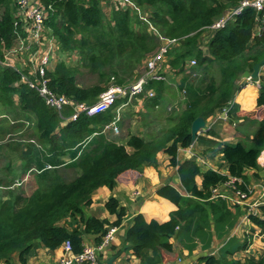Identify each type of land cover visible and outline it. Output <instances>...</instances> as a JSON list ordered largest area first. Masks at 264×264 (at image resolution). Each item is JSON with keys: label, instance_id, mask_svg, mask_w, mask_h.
<instances>
[{"label": "trees", "instance_id": "16d2710c", "mask_svg": "<svg viewBox=\"0 0 264 264\" xmlns=\"http://www.w3.org/2000/svg\"><path fill=\"white\" fill-rule=\"evenodd\" d=\"M102 1L42 0L45 6H52L46 25L56 39L57 47L74 57L73 62L67 64L63 61L47 72L49 86L59 94L88 105L96 103L99 95L107 89L111 76H117L108 72L109 67L124 63L126 70H134L159 46L158 38L143 29L142 22L131 11H118L115 7L103 9ZM134 1L150 13V22L161 35L178 39L165 54V64L168 58L170 60L164 66L170 63L172 66L170 73L165 75L166 80L150 81L145 89L155 92L158 99L155 102L159 104L156 110L159 111L163 93L170 86L175 87L180 93L188 94L185 110L175 125L150 140L131 135L125 144H117L106 140L101 130L113 120L114 110L127 99L117 101L108 113L94 117L81 115L77 121L61 127L60 117L45 104L37 91L24 84L17 85L25 72L0 64V141L17 129H23L22 133L30 127H34L38 139V142L28 141L19 159H13L8 166L12 168L20 163L23 178L31 173L36 176L37 188L30 197L25 199L22 194L15 193L17 178L10 182L0 180V190H5L0 196V263L11 262L16 254L25 263L37 243L53 251L69 240L74 252L81 253L85 235H91L97 245L109 227L121 225L127 213L119 201L111 197L105 208L117 216L114 223L87 217L85 209L92 204L93 195L101 187L113 190L117 179L127 171L141 173L145 167H157L160 154L169 159L170 166L177 168L181 188L178 190L165 184L159 187L157 195L172 202L177 210L171 212L170 220L164 223L148 222L142 214L136 215L125 233L121 248L115 251V246L110 247L116 258L132 254L140 264L172 263L177 258L164 262L166 256L175 255L170 239L174 238L182 248L191 252L199 243L207 248L211 246L214 234L221 239L239 218L240 213L235 215L232 210L236 207L226 200L214 198L213 190L233 178L241 179L248 187L247 171L261 167L259 158L264 151V118L257 122L259 126L248 142L240 140L221 147L228 174L203 169L197 157L180 162L179 150L193 144L192 123L198 117L207 120L229 102L233 104L236 94L242 90L235 85L238 78L246 71H252L253 66L264 58V30L260 37L255 35L257 20L264 27V11L257 13L252 8L245 9L214 34L209 44L210 55L203 56L197 48L202 31L189 35L212 25L227 11L238 7L242 0ZM9 2L0 0V8H4L0 16V62L4 60V53L16 45L17 34L20 33V27L15 26L16 9L10 7ZM193 59L197 65L187 68V63ZM212 62L220 64V83L209 97L200 96L189 77H197L198 65ZM78 67L98 74V83L81 86L76 76ZM165 68L162 67L161 71ZM180 76L182 78L178 81ZM117 82L124 83L119 79ZM144 96L141 94L133 99V103L139 105L138 112L143 105L140 103L149 106L147 100L141 102ZM257 106L264 107V82L260 83ZM66 111L67 116L72 113L71 109ZM23 120L28 121L29 126ZM198 139L206 141L204 137ZM47 164L52 168L47 169ZM59 166L75 170L77 176L66 181L56 170ZM199 176L202 177L201 186L197 183ZM18 178L23 181L21 176ZM246 186L241 187L246 189ZM20 202L22 206L19 208ZM259 211L261 216L249 215V219L264 228V206L259 207ZM69 219L77 222V226L70 228L66 222ZM230 244L220 250L222 260L208 255L199 261L242 264L228 261L226 257L236 251L247 250L249 241L237 244L234 250H230ZM247 264H264V253L257 262L250 260Z\"/></svg>", "mask_w": 264, "mask_h": 264}, {"label": "built area", "instance_id": "2783aa9c", "mask_svg": "<svg viewBox=\"0 0 264 264\" xmlns=\"http://www.w3.org/2000/svg\"><path fill=\"white\" fill-rule=\"evenodd\" d=\"M102 6L103 9L107 10L111 7H115L118 11H131L133 15L139 18L143 26H146L147 31L150 28L153 31L150 34L155 35L159 40L160 46L158 50L146 62V73L141 76L135 84L119 85L114 82L115 78L112 77V81L107 89L99 95L96 103L92 105L78 103L71 97L53 91L49 86V80L46 78V75L47 72H49L53 60H55L54 51L57 45L56 39L51 36V31L46 25V21L49 17V10H52V6H45L42 0H16L17 9L14 12V18L16 20L15 26L20 27V33L17 34L16 45L4 53V60L1 61L0 64L11 66L18 71L25 72V74L21 76V80L17 85L24 84L29 86L32 90L37 91L45 104L50 109H53L60 117V120L64 122L63 126L69 122L77 121L81 115L94 117L106 113L117 101L127 99L126 102L123 101L122 104L114 110L113 120L104 125L101 130L105 135L111 132L118 135L120 133L119 123L122 120L123 111L133 102L135 96L144 94L145 96L141 99V102H145V100L155 101V99H157L155 92L151 89H145V87L150 81L166 80L165 75L169 72V68H165L161 71L162 67H165V54L168 53L169 48L178 42V39L161 35L157 28L150 22V13L141 8L134 0H103ZM247 8H252L257 13H260L264 11V0H242L238 7L227 11L218 21L208 27L196 31L195 34L202 31V33L199 34V39L200 41L207 42L212 39L218 30L224 29L230 21H233L236 16L241 15ZM3 12L4 8H0V16ZM257 25L261 26L259 29L261 32L264 27L258 20ZM203 32H208L209 34ZM26 43L27 46H25ZM196 65L197 61L193 59L187 63V68H192ZM232 105L233 104L230 102L223 109L221 115L213 117L214 119H208L210 120V126L207 122L206 128L203 129L199 135L210 131L213 125L218 121H227L231 114ZM154 108L158 109L159 104L156 103ZM67 109L72 110V113L69 116L65 114ZM23 121L29 126L28 121ZM12 136L13 134L7 135L4 140L0 141V146L13 141L11 139ZM193 144L189 148L179 150V152L186 155V158L189 160L195 158V155L192 152ZM205 161L206 160L202 159L198 160L201 164H206ZM259 163L264 168V151L261 153ZM46 168L50 169L52 167L51 165H47ZM242 185L246 186L241 179L233 178L230 182L214 189L213 197L226 200L233 207L246 206L248 218L249 215L261 216V213L259 212L260 205L256 201L252 202V196L254 195L252 186L249 184L248 187L246 186V189H242ZM133 195L141 197L142 191L136 189L133 192ZM118 232L119 227H109L107 233L97 245L95 243L94 245H90L85 240L81 253H75L71 242L68 240L62 244L63 254L59 261L54 264H98L100 261L106 262L108 259H99L97 252H106L107 249H110L116 241ZM119 258H116L114 264H121ZM167 264L206 263L188 262L184 257L179 256L174 262Z\"/></svg>", "mask_w": 264, "mask_h": 264}, {"label": "crops", "instance_id": "0c3cea01", "mask_svg": "<svg viewBox=\"0 0 264 264\" xmlns=\"http://www.w3.org/2000/svg\"><path fill=\"white\" fill-rule=\"evenodd\" d=\"M263 78L264 67L260 69L259 81H248V84L246 83L243 88L245 90L242 89V91H240L235 97V101L239 102V107L236 109L234 115L231 114V123H233V126L236 128L235 132H237V136L234 135L232 127L228 123L224 124L223 122L218 121L210 131L198 136L204 137V139L206 138V141L203 142L197 137L193 144L192 152L198 160L202 159L208 161V164H201L199 162L203 165V169L217 170L222 174L228 173L227 165L220 149L226 143L235 144L240 140H244L239 130H237L243 121L249 120L251 122H258L264 118V107L257 106L259 92L253 89L254 87H260V81ZM127 108L124 109L123 114L126 113ZM128 109H130V107ZM110 113H113V111H110ZM129 115L130 112L126 113L125 117L128 116L129 118ZM214 117H217V115ZM63 125L64 122L61 121L60 126L64 127ZM254 127L255 125L249 122V127L246 128L244 132L246 134L250 132V136H248L249 139L253 134L251 131ZM120 129L121 128H119V130ZM133 130L132 127H129L127 135L120 133L123 134L122 137L119 136L120 134L116 135L113 132L106 135L103 134V136L108 141L125 144L131 135H135ZM144 130L145 129L143 128L141 129V131ZM238 137L241 139H238ZM186 160H189L186 158V155L180 153L179 161L184 162ZM157 161V167H145L141 173L133 171L123 173L120 178L117 179V185L113 190L106 186L99 188L93 195L92 204L85 209L86 216L107 219L110 223H114L117 220V216L111 215L105 208L106 202L111 197H114L119 201L120 205L126 209L127 213L125 219L119 226V232L121 230L126 233L128 227L132 224V219L138 214H142L148 222L156 220L160 223H164L170 220L171 212L176 211L177 207L169 200L158 196L157 190L165 184H170L180 190L181 180L177 173V168L170 166L169 159L164 154L158 155ZM260 166L259 170H248L247 176L254 192L252 202L256 201L260 205L259 207H262L264 206V170L262 165ZM197 183L201 186V176L197 177ZM136 189L142 191L141 197L133 195V192ZM232 210L235 215L240 213L239 218L232 228H228L227 232L223 234L221 239V236L214 234L211 246L203 248L199 243L191 252L188 249L182 248L176 240L172 238L169 242L174 246L175 255L166 256L164 262L173 261L179 256L184 257L186 261L193 263L201 262L199 259L208 255L215 256L222 260L220 250L224 246L231 242L229 248L230 250H234L237 244L243 243L245 240L249 241V248L245 251H236L234 254H229L226 259L228 261H238L242 264H247L250 260L257 262L264 253V229L258 227L249 220L246 206H238ZM70 221L71 219L68 220V222ZM69 227L72 228L71 225H69ZM124 237L125 234H121V236L116 239L117 242L112 245L117 248L115 251L121 248ZM84 240H86L88 244L94 245L95 237L85 235ZM106 252L110 255V258L114 256V251L111 249H107ZM62 254V245L51 251L37 243L27 255L25 263L21 262L18 258V254H16L11 262H1L0 264H54L59 261ZM119 259L121 264H140V260L132 254L123 257L121 256Z\"/></svg>", "mask_w": 264, "mask_h": 264}, {"label": "rangeland", "instance_id": "374dc122", "mask_svg": "<svg viewBox=\"0 0 264 264\" xmlns=\"http://www.w3.org/2000/svg\"><path fill=\"white\" fill-rule=\"evenodd\" d=\"M9 6L17 9L16 0H10ZM260 28H261V26H258V25L255 26V30H256L255 35L257 37H260L263 30H264L263 29L260 32L259 31ZM143 29H145L147 31V28L145 26H143ZM148 31H149V33L153 32L150 28L148 29ZM195 33L196 32L191 33L189 36H194V35H196ZM203 33H208V32H203ZM199 36H198V40H197V48L199 51L202 52L203 56H209L210 55V52H209L210 40L207 42L200 41ZM158 43H159V41H158ZM14 45H15V42H14ZM25 46H27V43L25 44ZM159 46H160V43H159ZM159 46L157 47V49L152 54L148 55L142 61L141 65H139L134 70H126L123 67L124 63H122L120 66L118 63H115L113 66L109 67L108 72L111 73V75H117L116 76L117 78L115 76H111V78L114 77L115 78L114 82L119 84V85H121V83L117 82L118 79L124 81V83H122L124 85L135 84L136 81H138V79L146 73V71H145L146 70V62L158 50ZM54 54H55V60H53V63L50 66L49 72L54 69V65H56V64L62 63L63 61L68 64V62L74 61L73 55H68L67 53L63 52V50H60V48H58L57 46L55 48ZM169 60H170V58H168L167 62ZM167 62L165 65H167ZM219 65L220 64L216 63V62L207 63L204 66L198 65L197 69H196L197 70L196 71L197 77H195V76L189 77L188 76L190 80L193 79V80H191V83L194 87L197 88V91L200 93V96L205 95L206 97H209L215 91V89L218 87L220 80H221V73H220ZM165 67L166 68H172L171 63ZM78 69H79V71H78L76 76H77V81L81 86L89 87V86H92V85H95L98 83V81H99V75L98 74L92 73L89 69H86V68L78 67ZM250 72H252V71H250ZM138 74H140V76H137ZM111 78H110V81L108 82V84H110V82L112 81ZM181 78H182V76L178 77V81H180ZM248 81L249 80L247 78H243V76H241L238 78L235 85L239 86L243 89L245 87V84L246 83L248 84ZM172 82H174V81L172 80ZM261 82H264V78L261 79L260 83ZM259 88L254 87L253 89L257 90L259 92ZM243 90H245V89H243ZM188 99H189L188 94L184 95L182 91L180 93L175 87L170 86L162 95V98L160 101V106H162V107H161V110H159V111H157L156 109H151V107L154 108L155 104L157 103L153 100H147V104L150 107L145 106V103H140V104H143L144 106L142 105V109L140 108L139 112H138V106L139 105H137L136 103L134 104L132 102L129 105L130 109H128L129 108L128 107L127 111H126V113L130 112L129 118H128V116L125 117L126 113L122 114V120L119 123V128H121L120 133H124L127 135L128 134V128L132 127V129H134L133 133H135V135L143 136L145 139L150 140L152 136L158 135V133H160L163 130L168 129V128H170L176 124L178 118L180 117V115L182 114V112L186 108V103L188 102ZM156 100H158V99H156ZM233 104L234 105L232 106V109H231L232 115L235 114L236 109L239 107V102L234 100ZM223 109L216 110L214 115H212L209 119H214L213 117L215 115H221L223 112ZM66 112L67 111H65V113ZM207 122L210 126V120L207 119ZM219 122H222V121H219ZM231 122H232V119H231V114H230L229 119L227 121H224L223 123L224 124L228 123L232 127L234 135L237 136V132H235L236 128L233 126V123H231ZM249 122L255 125V127L252 129L251 133H255V131L257 130V128L259 126L257 121L251 122L249 120H245L241 123L240 127H238L237 130H239V132H240V134H241V136L245 142L249 141L248 136H250V132L248 134L244 133L246 128L249 127ZM7 127H8V125H7ZM231 127H230V129H231ZM142 128L145 130L141 131ZM22 130L23 129H17V131H19V132L15 131L14 133H12L13 136L11 139L13 141H11V142L7 143L6 145L0 147V180H6V181L10 182V181H13L15 178H17L15 181L16 183L14 184V187H15L14 191L16 194H22L23 197L25 199H27L30 197V195L37 188L36 176H34L33 173H31V174L24 176V178H23L20 163L13 165L12 168H11V166H10V168L8 167L9 165L12 164L13 159H19L21 151L24 152L23 148H26L25 146L27 145L26 143H28V141H32V142L37 141L38 142V139L35 135L36 132L34 131L35 130L34 127H30L21 133ZM119 136L122 137L123 134H120ZM240 137H238V139ZM32 139H35V140H32ZM179 155H180V152H179ZM205 162H206V164H208V161H205ZM10 170H11V172H10ZM56 170L59 171V173L63 176V178L66 181H71L77 176V172L75 170H72V169L67 168L65 166H59V167H57ZM9 173H10V176L8 175ZM38 174H39V172H38ZM19 176H21L23 178V181H21L18 178ZM17 180H20V181H17ZM21 182H22V185H21ZM4 191L5 190H0V196L2 195V193ZM21 206H22V203L20 202L18 204V207L20 208ZM67 224L71 225L72 228H74L77 226L78 223L73 222L71 220L70 222L67 221ZM262 229H264V228H262ZM121 234H125V231L120 230V232H118V234L116 236V239H118L121 236ZM115 242H117V241H115ZM97 255H98L99 259H101V260H106V259L110 258V255L105 251L97 252Z\"/></svg>", "mask_w": 264, "mask_h": 264}, {"label": "water", "instance_id": "95a60500", "mask_svg": "<svg viewBox=\"0 0 264 264\" xmlns=\"http://www.w3.org/2000/svg\"><path fill=\"white\" fill-rule=\"evenodd\" d=\"M263 66H264V58L253 66L252 72L246 71L243 74V78H247L248 80H252V81L258 82L259 81V72H260V69ZM206 124H207V121L203 117H198L192 123V126H191V136H192L193 143H195V141H196L199 133L203 129L206 128ZM115 260H116V257L115 256H112L108 261H106V262L100 261L98 264H114V261Z\"/></svg>", "mask_w": 264, "mask_h": 264}, {"label": "clouds", "instance_id": "9594fccd", "mask_svg": "<svg viewBox=\"0 0 264 264\" xmlns=\"http://www.w3.org/2000/svg\"><path fill=\"white\" fill-rule=\"evenodd\" d=\"M159 41V40H158ZM199 136V135H198ZM0 147H2V146H0ZM228 174V173H227ZM260 212V211H259ZM250 220V219H249ZM251 221V220H250Z\"/></svg>", "mask_w": 264, "mask_h": 264}]
</instances>
